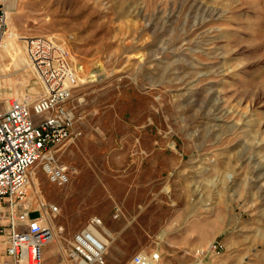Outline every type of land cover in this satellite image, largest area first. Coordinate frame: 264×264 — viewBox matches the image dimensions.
Segmentation results:
<instances>
[{
  "label": "rangeland",
  "instance_id": "obj_1",
  "mask_svg": "<svg viewBox=\"0 0 264 264\" xmlns=\"http://www.w3.org/2000/svg\"><path fill=\"white\" fill-rule=\"evenodd\" d=\"M10 11L24 51L46 35L78 76L83 118L60 150L71 181L37 165L26 202L64 227L62 252L98 216L105 264L139 252H159L154 264H264V0H20ZM24 72L12 66L0 98L45 90L33 69L22 88ZM215 241L220 253L196 256Z\"/></svg>",
  "mask_w": 264,
  "mask_h": 264
},
{
  "label": "built area",
  "instance_id": "obj_2",
  "mask_svg": "<svg viewBox=\"0 0 264 264\" xmlns=\"http://www.w3.org/2000/svg\"><path fill=\"white\" fill-rule=\"evenodd\" d=\"M9 2L0 0V53L9 29ZM28 55L45 90L33 99H0V234H8V257L0 264H44V247L63 232L64 227L55 226L49 214L27 206L31 170L41 165L57 186L71 181L73 169L61 159L60 150L77 135L76 125L84 113L74 102L78 76L67 47L46 35L35 36L29 40ZM50 211L58 213L59 206L50 204ZM102 226V219L94 216L75 232L61 254V264H105L108 245L102 239L107 238ZM224 247L215 241L206 249H197L196 256L207 258ZM159 259V252H139L132 263L154 264Z\"/></svg>",
  "mask_w": 264,
  "mask_h": 264
},
{
  "label": "bare ground",
  "instance_id": "obj_3",
  "mask_svg": "<svg viewBox=\"0 0 264 264\" xmlns=\"http://www.w3.org/2000/svg\"><path fill=\"white\" fill-rule=\"evenodd\" d=\"M20 3V0H10L9 5L10 9L12 7L17 8ZM9 25H10V16H9ZM23 37H21L17 32L14 30L10 31V33H7L6 36L3 39L1 53H0V69L4 73V77L0 78V88L3 87V82H8L12 79L9 78V73L12 68H25V72L22 74L23 79L21 80L22 88L27 86L28 82V69H33L30 61V57L28 55V40L26 41L25 47L26 51L23 50V47L19 44V41L22 40ZM176 43V42H175ZM27 67V68H26ZM34 70V69H33ZM21 75V74H20ZM21 77V78H22ZM40 82H42L40 77H37L36 80L33 81L32 85L37 86ZM29 86V85H28ZM30 87V86H29ZM5 89V88H4ZM23 90V89H22ZM34 90V89H33ZM38 90V89H37ZM35 90V92L37 91ZM34 92V91H33ZM11 97V96H10ZM9 98V97H8ZM0 99H6V98H0ZM226 112V111H225ZM225 120V119H224ZM249 156V155H248ZM247 157V156H246ZM241 159V158H240ZM261 167V166H260ZM32 171V170H31ZM264 175V174H263ZM260 176V175H258ZM32 179L35 181L36 177L34 174L32 175ZM255 180V179H254ZM257 180V179H256ZM31 184V183H30ZM38 189V188H37ZM29 190V189H28ZM36 191V190H35ZM38 192V191H37ZM35 192L32 193V200ZM109 230V229H108ZM110 234V232L108 233ZM102 239L107 242V239L102 236ZM108 245V244H107Z\"/></svg>",
  "mask_w": 264,
  "mask_h": 264
},
{
  "label": "crops",
  "instance_id": "obj_4",
  "mask_svg": "<svg viewBox=\"0 0 264 264\" xmlns=\"http://www.w3.org/2000/svg\"><path fill=\"white\" fill-rule=\"evenodd\" d=\"M37 213H34V215H36ZM110 232V234H108ZM106 233L112 236V232L109 229L108 232L106 231ZM73 233L70 234V239H72L73 237ZM7 240H8V234L6 233H2L0 234V261H2L3 259L7 258V254H6V249H7ZM110 244V241H109ZM61 252V253H60ZM49 253H54L55 255V260L58 259V262L56 264H61V258H60V254H62V250L61 248L58 246L56 241L50 242L48 243L44 249H43V254H45V257L49 254ZM211 259V258H210Z\"/></svg>",
  "mask_w": 264,
  "mask_h": 264
}]
</instances>
